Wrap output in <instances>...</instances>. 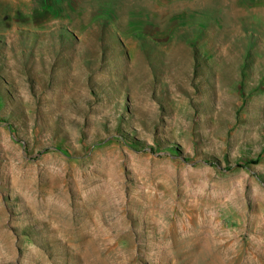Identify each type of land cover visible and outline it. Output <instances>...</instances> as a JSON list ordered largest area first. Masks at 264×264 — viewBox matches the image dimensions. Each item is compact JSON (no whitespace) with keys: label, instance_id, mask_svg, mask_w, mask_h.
Returning a JSON list of instances; mask_svg holds the SVG:
<instances>
[{"label":"rangeland","instance_id":"rangeland-1","mask_svg":"<svg viewBox=\"0 0 264 264\" xmlns=\"http://www.w3.org/2000/svg\"><path fill=\"white\" fill-rule=\"evenodd\" d=\"M0 264H264V0H0Z\"/></svg>","mask_w":264,"mask_h":264}]
</instances>
